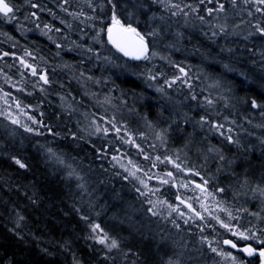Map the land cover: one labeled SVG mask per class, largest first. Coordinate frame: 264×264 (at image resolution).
I'll return each mask as SVG.
<instances>
[{"label": "snow or ice", "instance_id": "snow-or-ice-1", "mask_svg": "<svg viewBox=\"0 0 264 264\" xmlns=\"http://www.w3.org/2000/svg\"><path fill=\"white\" fill-rule=\"evenodd\" d=\"M55 7L64 15H58L57 11L47 4L40 3L39 0H24L23 4L13 3L12 0H0V20L7 24L15 23L16 30L22 36L32 30L26 28L25 23L33 24L58 50L69 52L77 50L78 54L87 60L95 59L105 66L131 70L132 74H136L135 69L139 67L140 62L152 63L157 58L166 61L175 69L168 75L162 70L153 71L156 67L153 64V68H147L143 73L147 86L154 89L168 105L167 117L163 110L158 113L155 120L143 115L140 117L143 130H134L126 121L118 118L116 113L119 106L113 103L115 97L105 94L101 100L97 93H91L90 98H96L95 103L104 108L105 114L82 113L87 123L82 124L78 120L77 131L72 132L69 129L67 133L73 141L91 144L98 159L108 160L112 169H119L114 172V176L133 185L137 194L136 199L140 204V208L135 211L146 213L149 224L152 218H157L170 223L175 229V234L170 237L159 236L155 251L156 259L151 262L143 260L140 264H201L200 257L206 255L205 249L213 254L212 264H264V137H257L261 157L259 178L253 176L250 164L238 172L237 168L244 167L249 154L256 150L257 145L243 140L242 133L247 130L236 119L237 107L230 95L232 89H225L218 77L204 75L202 80L203 74H192L190 67H185L183 62L177 63L160 55L156 48L160 41L172 36L174 40L165 44V47L179 51L177 44L182 42L185 36L181 29H199L213 43L218 38L230 36H240L245 41L258 37L264 41V0H101L100 3H96L95 0H83L82 4L77 0L75 5L72 0H57ZM85 7L91 14L84 10ZM22 11L23 22L19 15ZM45 12L53 21L58 20L59 25L63 27L49 22H44L41 26L39 13ZM74 22H78L80 40L87 37V44L76 40L69 41V36L63 34L65 29L73 31ZM85 27L91 29V32H85ZM52 32L62 34L61 38L54 39L49 35ZM4 35L12 41L13 48L19 44L11 35L7 33ZM61 40L69 41L71 46H67ZM220 51L232 52L233 49L221 47ZM260 55L264 57V49L260 51ZM9 56L14 62H18L17 71L20 79L13 81L12 77L0 70L5 83L16 92L28 96L33 95L32 91H27L29 85L33 90L46 94L48 88L45 86H50L53 81L47 68L36 62L39 60L46 64L44 58L37 57L27 47H23L22 55L0 51V60H5ZM207 58L214 59L210 54ZM8 67L11 68L13 65ZM223 68L226 71L234 70L227 63ZM240 74L244 75L242 72ZM80 76L84 77V72H81ZM204 80L209 83L197 91L196 81L204 84ZM86 81H93L97 85L101 83L98 79L94 80L91 75L86 77ZM85 95L89 93L85 91ZM123 95L122 93L120 98L121 105L127 106ZM60 100L64 101V97L61 96ZM0 101L3 102L0 105V117L14 126L9 135L15 136V129L22 128L25 133L35 136L44 135L41 129H46L47 134L53 137L60 136L53 126L26 112V108H30L31 105L23 104L20 99L3 88H0ZM243 103L248 104L250 109L257 110L264 118V103L258 102L255 98L250 101L243 99ZM105 106L115 111L107 115L108 108ZM160 108L164 109L165 105H160ZM76 111L75 106H68L69 115ZM128 111L133 112L135 109L129 108ZM43 115L41 111L40 116ZM245 120L252 124L251 119ZM26 121H30L31 124ZM255 127L264 128V121ZM5 128L7 129V125ZM173 131L182 134L180 138L183 145L177 149L170 148ZM247 134L252 135L250 132ZM93 137L106 143L97 146L92 140ZM210 137L218 138L219 146L211 143ZM114 141L135 148L136 154L147 162V166H142L130 158ZM141 141L145 143L142 144ZM109 147L112 149L111 152ZM146 147L152 151H147ZM41 148L44 149L45 162L61 166L66 170V180L70 183L75 182L76 202L72 207L87 229L84 239L92 242L89 245L90 250L102 252V259L107 264H117L118 256L126 259L131 252V249L125 250L126 238L111 234L93 218L102 214L104 205H99L98 210V202L92 198L94 189L84 170L78 169L51 147L41 145ZM226 149L228 152L234 149L235 154L227 155ZM190 152L195 155L197 161L202 162L194 163ZM7 158L23 173L32 170L29 163L19 155L11 154ZM210 164L215 168V172L210 171ZM160 165H164V168L153 171ZM101 167L103 168L102 165ZM103 171L107 172L108 168H103ZM222 174L227 175L230 181L228 187L219 182ZM197 177L199 182L194 179ZM153 180L156 181L155 186L150 183ZM163 186L177 190L175 203L163 198ZM181 189L191 192L192 195L182 194ZM229 193L234 203H229L227 198ZM24 195L33 205L38 204L39 197L35 190L31 195L25 191ZM240 197L246 198L244 203L258 200L260 211H251L243 204H239ZM237 204L239 206H236ZM245 214L254 217L256 223L249 220L247 227L241 224L240 221ZM128 219L131 222L132 216L130 215ZM25 221V215L17 211L13 219L14 227L8 229L20 241L25 239L23 234ZM137 223L143 224L144 221ZM192 228L198 231L193 233ZM186 230L188 237L193 235L197 237L198 247L195 245L189 247L192 241L181 235ZM209 230V234L206 235V231ZM239 241L244 243L240 244ZM59 248L63 252H70L71 244L64 241L59 244ZM232 250H235L236 254ZM40 251L51 255L47 248H40ZM133 255L139 260L138 253ZM5 264H13V260L9 259ZM72 264H83L75 253H72Z\"/></svg>", "mask_w": 264, "mask_h": 264}, {"label": "trees", "instance_id": "trees-1", "mask_svg": "<svg viewBox=\"0 0 264 264\" xmlns=\"http://www.w3.org/2000/svg\"><path fill=\"white\" fill-rule=\"evenodd\" d=\"M12 2L23 4L24 0H12ZM39 2L47 4L54 11H57L58 15H64L59 13L55 7L57 0H39ZM100 2L101 0H97V3ZM24 11H27V9H24ZM24 11L19 13L22 22ZM39 14L41 15V26H43L44 22H49L55 26L63 27L59 25L58 20L53 21L52 17L46 12ZM25 27L32 30L22 36L16 30L15 23L7 24L0 20V51L16 52V54L22 55L23 47H27L37 57L44 58L46 64L39 60L36 62L40 63L41 67L47 68L53 83L50 86H45L48 88L46 94L33 90L29 85L27 91H32L33 95L28 96L24 93L16 92L14 88H10L5 83L4 77L0 75V88L11 92L23 104L31 105L30 108L32 110H27V113L53 126L54 130L60 133V136L53 137L48 135L46 129H41L44 135L35 136L25 133L22 128H16V135L11 136L9 131L14 126L5 123L4 119L0 117V264H5L9 259L13 260V264H72V253H75L83 264H107L102 259L103 253L90 250L89 245L92 242L84 239L87 229L72 207L73 203L76 202V197L74 196L76 192L75 182L70 183L66 180V170L64 168L45 162L44 149L41 148V145L51 147L55 152L71 161L78 169L82 168L84 170L91 187L94 189L92 198L97 200L98 210L99 205H104L102 214L99 217L93 216V218L97 219L111 234L126 238L125 250L131 249L126 259L117 257V264H133L134 261L136 264H140V261L143 260L153 261L156 259L155 251L159 240L148 238L144 234L137 233L133 228L128 227L129 219L125 215L126 210L131 207L134 208V206L135 208L140 206L139 201L136 199L137 194L133 185L123 181L120 177L114 176V172L119 169H112L108 160L98 159L91 144L84 141H73L67 133L69 129L72 132L77 131L79 117H75V113L78 111L82 113L96 112L98 115L105 114L104 108L95 103L96 98H90L91 93H97L101 100L105 94L115 97L116 99L113 103L118 105L122 112L120 116L116 113L118 118H122L130 127L135 129L143 130V125L139 127L142 122L140 117L143 115L155 120L158 113L163 110L165 117H167L168 105L154 89L147 86L143 73L147 68H153V64L156 66L153 71L159 72L162 70L168 75H171L175 69L166 61L157 58L152 63L140 62L139 67L135 69L136 74H132L131 70L121 67H114L113 70H109L108 68L111 65L105 66L103 63L98 62L97 68L93 70L92 66L93 62L96 63L95 59H82L77 50L71 52L63 49L58 50L55 44L49 41L46 36L41 35L40 30L36 29L33 24L25 23ZM181 30L185 32V36L183 41L177 44L179 51L175 48L165 47V44L174 40L172 36H168L171 37L169 41L165 39L160 41L156 45L157 50L160 55L168 57L172 61L183 62L185 67L191 68L192 74H203L201 76L202 80L204 75L218 77L224 84L225 89H232L230 95L233 97L232 102L236 103V119L247 130L242 133L243 140L244 142H251L257 145L256 150L249 154L248 162L243 168H237V171H243L250 164L253 176L258 179L261 171V157L257 137H264V128H258L255 125L264 121V118L259 115L257 110H252L248 104L243 103V99L250 101L255 98L258 102L264 103V57L260 55V51L264 49V41H261L258 37L245 41L240 36H230L218 38L213 43L199 29ZM78 32L79 28L74 26L73 31L69 32L65 29L63 34L69 36V41L76 40L87 44L88 41L82 42L80 40ZM90 32L91 29H88V33ZM5 33L19 41L15 48L12 47V41L7 39L4 35ZM49 35L59 40L62 34L52 32ZM69 41L61 40L62 43L71 46ZM221 47L225 49L231 48L233 51L221 52ZM249 49L253 51H249ZM57 52L60 54L57 55ZM209 54L214 59L207 58ZM118 63H122V61H118ZM226 63L230 64L234 70L226 71L223 68ZM8 65H13V67L9 68ZM65 65L68 66L65 67ZM17 68L18 62H14L11 56L5 58V60H0V70L12 77L13 81L20 79ZM81 72H84V77L80 76ZM241 72L244 75H241ZM89 75L94 80H100L101 83L99 85H102L104 89H99L98 85L93 81H86V77ZM83 78L84 90L78 86V83L83 84ZM29 79L32 78L29 77ZM105 80L107 81L106 84L104 83ZM196 83L198 85L197 91H199V88L205 86L209 81L204 80V84L199 81H196ZM112 89L114 91H110ZM85 91L89 95H85ZM122 93L124 94L123 99L127 101V106L121 105L120 98ZM61 96L64 97V101L60 100ZM178 98L182 99V97ZM2 103L0 101V105ZM69 105H73L77 109L71 115L68 114V107H66ZM160 105H165V108L161 109ZM105 107L108 108L106 114L111 115L114 111L113 108ZM133 107H136V112L134 113L135 119L131 122L125 116L129 112L128 109ZM41 111L44 113L43 117L40 116ZM245 118L251 119L252 124H248ZM134 124H137V126ZM5 125H7V129ZM188 130L191 131L190 128ZM248 132L252 133V135L249 136ZM181 135L179 131L171 133V149L182 147ZM109 139H112V137H109ZM92 140L97 146L106 143V141L97 137H93ZM210 142L219 146V140L216 137H210ZM114 143L116 146L121 147L122 151L127 152L130 158L136 160L142 166H147V162L136 154L135 148L121 145L118 141H114ZM141 143L144 144L145 142L141 141ZM146 150L152 151L147 147ZM111 151L112 149L109 147V152ZM11 154L22 157L29 163L32 170L28 173L19 171L7 158ZM226 154L233 156L235 150L228 152L226 149ZM189 155L194 163L202 162L197 161L192 152ZM101 165L103 168H108V171L104 172ZM209 167L211 172H215V168L211 164ZM163 168L164 165H160L153 171H160ZM194 179L199 182L198 177ZM219 182L225 187L230 184L225 174L220 176ZM150 183L153 186L156 185L155 180ZM33 185L35 188H33ZM34 190L39 197L37 205H33L24 195L25 191L28 192V195H31ZM162 191L164 194L163 198H167L173 203L176 202L175 193L177 190L175 188L163 186ZM180 191L184 195H192L191 192H185L183 189ZM227 198L229 203H234L231 200V193H229ZM245 199V197H240L239 204H243L251 211H260L258 200H249L248 203H244ZM239 204L236 206H239ZM17 211L26 217V226L23 228L25 239L23 241L18 240L8 231L9 228L14 227L13 219ZM144 214L146 215V213ZM249 220L256 223L254 217L246 214L240 223L247 227ZM160 221L162 220L152 218V222L156 223V225ZM165 225V229L170 232L169 237L174 235L175 229L172 228L171 224L165 221ZM152 228L157 227L153 226ZM191 231L196 233L198 230L192 228ZM209 232L210 230L206 231L205 234L207 235ZM181 234H186V238L190 239L193 245H197V237L195 235L188 237L187 230ZM64 241L70 242V252H63L59 248V244ZM238 243L243 244L244 242L239 241ZM40 248H47L51 255L42 253ZM205 252L206 257L201 259V264H208V259L213 257V254L207 253V249H205ZM133 253L139 254V260ZM234 254L236 253L234 252ZM215 258L219 259V257Z\"/></svg>", "mask_w": 264, "mask_h": 264}, {"label": "rangeland", "instance_id": "rangeland-1", "mask_svg": "<svg viewBox=\"0 0 264 264\" xmlns=\"http://www.w3.org/2000/svg\"><path fill=\"white\" fill-rule=\"evenodd\" d=\"M76 2H77V0H72V3H73V5H75L76 4ZM80 2H81V4L83 3V0H80ZM95 2L97 3V0H95ZM84 10L86 11V12H89V14H91L90 13V10L89 9H87L86 7L84 8ZM77 23L78 22H74V26H76L77 27ZM79 28V27H78ZM85 32H87L88 33V28H86L85 27ZM78 35H79V37H80V35H81V33L80 32H78ZM171 37H166L165 38V40H168L169 41V39H170ZM82 42H84V41H88L87 40V37H85V39L84 40H81ZM81 58L82 59H84V57H82L81 56ZM95 68H97V61H96V63L95 62H93V66H92V69L94 70ZM109 70H113L114 69V67L113 66H110L109 68H108ZM78 86H79V88L80 89H83L84 90V78H83V84H79L78 83ZM98 88L99 89H104V87L102 86V85H98ZM76 93H77V91H76ZM66 107H68V106H66ZM65 107V108H66ZM13 108H14V106H13ZM134 109H135V111H133V112H128L127 113V115L125 116L126 117V119L127 120H130L131 122H133V119H135V112H136V107H133ZM68 109V108H67ZM27 110H32L31 108H27L26 109V112H27ZM114 111H115V109H113ZM122 112H121V110L119 109L118 111H117V114H118V116H120V114H121ZM29 114V113H28ZM30 115V114H29ZM75 117H79V121H81V123L83 124V123H87V121H85L84 120V117H83V115H82V112L81 111H78L77 113H75ZM4 122L5 123H8L6 120H4ZM26 122H28L29 124H31V122L30 121H26ZM135 126H137V124H134ZM141 125H143V122H141L140 124H139V127L141 126ZM32 127H36V125H31ZM132 129H134V130H136L135 128H133V127H131ZM130 206V205H129ZM138 208H140V206H138ZM138 208H135V206H134V208H128L127 210H126V216L127 217H129L130 215L132 216V221L130 222L129 220H128V227L129 228H133V230L135 231V232H137V233H141V234H144L146 237H148V238H155V239H157V240H159V236L160 235H162V236H166V237H169V234H170V232L169 231H167L166 229H165V221H160V223H158L157 225H156V223H154V222H151L150 224L147 222V219H146V215L142 212V211H140V212H137V211H135V209H138ZM137 221H144V223L143 224H141V223H137ZM130 224H132V225H135L134 227H132V226H130ZM153 226H155V227H157V228H152ZM137 229H139V231H137ZM157 233H159V235H157ZM144 235H142V236H144ZM181 235H186V234H181ZM186 237V236H185ZM192 245H193V243L191 244V245H189V247L191 248L192 247ZM195 246H199L198 244L197 245H195ZM208 253V252H207ZM209 254V253H208ZM193 255H198V254H196V253H193ZM204 257H206V256H204ZM204 257H200V262H202V260L201 259H204ZM216 259V258H215ZM212 260H213V257L212 258H209L208 259V264H212Z\"/></svg>", "mask_w": 264, "mask_h": 264}, {"label": "water", "instance_id": "water-1", "mask_svg": "<svg viewBox=\"0 0 264 264\" xmlns=\"http://www.w3.org/2000/svg\"><path fill=\"white\" fill-rule=\"evenodd\" d=\"M235 252V250H233Z\"/></svg>", "mask_w": 264, "mask_h": 264}, {"label": "bare ground", "instance_id": "bare-ground-1", "mask_svg": "<svg viewBox=\"0 0 264 264\" xmlns=\"http://www.w3.org/2000/svg\"><path fill=\"white\" fill-rule=\"evenodd\" d=\"M233 251V250H232ZM234 252V251H233Z\"/></svg>", "mask_w": 264, "mask_h": 264}]
</instances>
